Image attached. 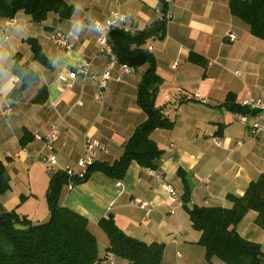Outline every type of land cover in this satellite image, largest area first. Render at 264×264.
Returning a JSON list of instances; mask_svg holds the SVG:
<instances>
[{
  "label": "crops",
  "instance_id": "crops-1",
  "mask_svg": "<svg viewBox=\"0 0 264 264\" xmlns=\"http://www.w3.org/2000/svg\"><path fill=\"white\" fill-rule=\"evenodd\" d=\"M66 1L74 9L63 20L54 12L41 22L24 11L13 18L0 17V161L10 176L9 189L0 194V208L32 222L49 218L46 192L51 175L41 163L50 150L36 135L44 137L56 129L57 168H76L86 137L105 147L94 152V160L111 162L146 119L137 104V91L147 63L133 72L115 65L98 98L95 81L78 73L82 58L89 60L93 73L106 66L107 57L96 41V23L119 12L136 33L155 25L156 10L165 2ZM169 9L164 34L147 40L145 46L152 45L155 70L161 77L155 103L173 122L170 128L150 133L163 150L156 170L174 187L178 200L149 168L132 161L120 186L116 179L94 171L72 188L64 185L59 203L87 218L101 254L108 238L98 221L111 215L126 234L147 244L162 243L161 264H226L217 257L207 259L198 243L201 232L193 228L186 206L230 207L227 194L243 195L248 184L264 174V132L253 137V115L240 121L229 107V101L241 106L246 98L264 93V38L252 34L249 24L231 12L229 0H171ZM54 32L65 34L70 48L55 44ZM231 32L236 36L233 41L228 38ZM31 37L40 43L48 64L34 58L26 41ZM17 55L37 78L13 99L11 94L21 83L11 71ZM41 88L46 97L38 103ZM8 106L12 114L7 116ZM187 190L189 200L184 202ZM136 199L147 205L133 204ZM256 216L249 210L237 230L264 250V228L255 223ZM106 260L129 264L115 256Z\"/></svg>",
  "mask_w": 264,
  "mask_h": 264
},
{
  "label": "trees",
  "instance_id": "trees-1",
  "mask_svg": "<svg viewBox=\"0 0 264 264\" xmlns=\"http://www.w3.org/2000/svg\"><path fill=\"white\" fill-rule=\"evenodd\" d=\"M229 6L235 16L249 24L252 34L264 38V0H229ZM166 8L164 2L162 9ZM73 9L66 0H0V17L13 18L17 12L24 11L35 22L46 19L49 12L56 13L60 20L67 19ZM164 30L165 22L161 21L136 33L110 30L109 42L118 62L133 68L148 64L137 91V104L145 112L146 119L135 128L119 158L111 162L94 160L83 178H75L76 183L87 180L94 171L120 180L132 161L145 168L157 169L163 150L151 139L150 133L156 128H170L173 122L155 103L161 77L156 73L155 59L145 43L150 37L163 35ZM26 41L34 58L48 64L38 40L31 37ZM11 71L21 80L11 94V98L17 99L37 74L27 62L21 63L18 55ZM45 97L46 90L41 88L35 101L43 103ZM229 107L236 113H252L249 108L230 101ZM67 182L66 172L57 170L51 173L46 192L49 218L44 222H32L16 211L0 208V264H99L109 256L129 264H161L162 243L147 244L126 234L111 215L98 221L108 238L105 252L101 254L87 218L59 203L61 190ZM9 187V173L0 161V194ZM227 199L232 203L230 207L186 206L193 228L201 232L198 243L204 247L207 259L217 257L226 264H264L261 244L246 239L237 230L238 223L249 210L257 212L255 223L264 228V174L252 180L243 195L227 194ZM183 200H189L188 190Z\"/></svg>",
  "mask_w": 264,
  "mask_h": 264
},
{
  "label": "built area",
  "instance_id": "built-area-1",
  "mask_svg": "<svg viewBox=\"0 0 264 264\" xmlns=\"http://www.w3.org/2000/svg\"><path fill=\"white\" fill-rule=\"evenodd\" d=\"M171 0H165L167 3V8L165 10L157 9L156 10V20L161 22H166L170 19L171 13L169 9V3ZM95 28L97 30V36L96 41L98 44L99 52L102 53L107 57V63L104 68V70L101 73H93L90 71L91 64L89 60L86 58H82L80 62V67L78 69V73L84 77H88L91 80L95 81L97 85V92L95 93V97L98 98L102 91L107 87V83L109 79L112 76V71L115 65H118L119 68L124 72H133L134 68L128 66L125 63L118 62L117 55L113 52L112 45L109 42V32L112 29H119L127 33H133V30L128 26L127 24V18L125 15L119 13V12H112L107 20L105 22H98L95 25ZM235 34L231 32L228 35V38L230 41H233L235 39ZM53 42L63 48H70V44L68 43L67 37L65 34L61 32H54L51 36ZM154 37H150L148 39L151 40ZM152 45L148 44V49L152 50ZM242 106H245L252 110V115L254 117V121L250 126V133L253 137H256L261 132H264V93H261L257 97H248L242 102ZM5 115H11V109L8 106L4 110ZM237 118L240 121H245L247 119V114L243 113H237ZM58 133L56 129L51 130V132L44 137L41 135H36V138L43 140L45 145L49 148L50 152L41 158V163L43 167L48 172H55L57 170H62L66 172L68 175V182L67 185L69 188H72L76 182L75 178H83L87 172V167L94 161L93 154L97 149L104 150V145L99 142L98 140L92 138V137H86L85 139V151L83 157L78 161L77 167L72 166H65L60 169L57 168L58 161L55 153L53 152L54 143L57 140ZM216 144H219V140H215ZM149 172L154 175L156 178H158L162 184V187L168 192V194L171 196V198L174 201L178 200L177 193L174 189V187L163 181L161 172L150 169ZM205 182H207V179H205ZM117 186H120V180H117L116 182ZM133 204H138L140 207H145L147 205L146 201H142L139 199H136L132 202ZM173 210H171L172 212ZM114 262L112 260H106L103 262H100L99 264H113ZM126 264V263H124Z\"/></svg>",
  "mask_w": 264,
  "mask_h": 264
}]
</instances>
